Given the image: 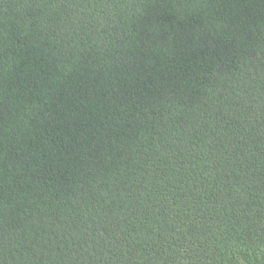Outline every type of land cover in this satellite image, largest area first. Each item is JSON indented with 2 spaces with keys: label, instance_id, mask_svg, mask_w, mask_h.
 I'll list each match as a JSON object with an SVG mask.
<instances>
[{
  "label": "trees",
  "instance_id": "trees-1",
  "mask_svg": "<svg viewBox=\"0 0 264 264\" xmlns=\"http://www.w3.org/2000/svg\"><path fill=\"white\" fill-rule=\"evenodd\" d=\"M0 264H264V0H0Z\"/></svg>",
  "mask_w": 264,
  "mask_h": 264
}]
</instances>
